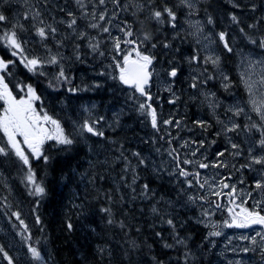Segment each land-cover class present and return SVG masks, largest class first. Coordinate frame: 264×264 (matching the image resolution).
Segmentation results:
<instances>
[{"label": "rangeland", "instance_id": "374dc122", "mask_svg": "<svg viewBox=\"0 0 264 264\" xmlns=\"http://www.w3.org/2000/svg\"><path fill=\"white\" fill-rule=\"evenodd\" d=\"M223 1L234 7L238 5L240 11L237 9L232 11V8L225 6ZM82 3L83 8L76 0H0V12L8 17L6 21L0 22V30L3 28L4 33L16 25L15 31L22 42V55L28 58H41L44 61L37 71H29L21 63L20 55L13 56L11 50L8 47L6 49V45L0 41V57L4 59L1 53L6 54L10 58L8 60L13 61L10 66L21 65L30 75L35 73L31 78L36 84L28 85L36 90L38 96L40 92L35 87L45 91L43 97L39 96V100L33 101L37 113L42 115L46 112L58 120L66 132L73 131L74 122L82 123L85 119L104 117L97 125V128L104 132L103 137L85 133L73 145H77L76 147L81 150V154L76 155L80 157L76 165L79 179L84 181L87 179L85 175L89 173L92 179L101 181L108 175L111 179L116 178L115 184L121 190L119 170H122L124 157L126 168L137 169L143 182L151 184L155 192L157 190L154 206L160 204L164 209L170 206L173 211L183 210L185 215H190L194 222L206 228V232L204 229L198 242L193 246L194 254L190 250L193 259L203 258L207 249V252L214 251L215 264L230 262L235 264L237 260L241 261V264H264V251L260 250L264 246V240L261 238L264 236V226L252 225L247 228L223 226L225 220L231 222L228 209L233 208L235 212H239L240 209L236 205L242 203L249 210L255 208L264 215V188H256L258 180L264 182V165L252 164L250 168L241 167L250 163L248 153L250 147L253 148L254 155L264 156V149L258 144L261 132L256 129L247 132L244 130L245 125L252 122L260 123V117L252 111L244 81L249 76L251 81L260 80L261 74L264 73V63H256L249 68L248 61L250 59L264 62V49L256 44L246 46L240 42V28L232 27L227 21L233 22L231 15L243 17L250 13L249 0H195L192 14L188 8L180 5L179 0H167L156 8L152 6L151 0H117L116 3H113V0H105L104 4H100L99 0H82ZM165 5L176 12L175 28L168 23L166 14L162 24L151 18L154 10H162ZM244 5L247 6L245 11ZM262 5L264 24V3ZM100 12L105 13L104 21L98 20ZM93 13L97 14L96 20L92 18ZM209 16L212 18V24L207 22ZM73 18L76 23L70 28L69 23ZM216 18L219 19L217 23ZM94 22H98L101 27L91 28L89 25ZM125 22L133 32L132 37H125L120 31L125 27ZM197 23L201 26L202 32H196L194 25ZM48 26L55 28L56 31L52 32ZM38 27L45 28L47 33L45 38L37 34ZM102 27H108L109 33L103 32ZM82 32L87 38L80 36ZM145 32L151 33L153 37L140 48L142 52L155 58L150 70L153 74L152 82L147 86L153 95L152 101H147L145 96H141L133 87L124 86L119 80L120 70L117 64H122L124 55L138 44L128 45L122 42L123 51L117 52L112 39L120 37L122 41L134 39L139 42L143 40ZM220 32L226 33V39L233 49L231 53L234 58L230 70L225 67L221 47L223 42L219 41L218 36ZM89 38H92L91 41ZM90 42H99V49L93 52L89 47ZM153 43L157 45L155 48H152ZM165 43L170 46L164 47ZM77 55L80 56L79 60ZM51 56H56L59 60L53 67V64L46 62ZM193 56H197L198 60L192 61L190 58ZM208 56H219V64L214 66L210 62L205 63V57ZM132 57L135 59V53H132ZM61 67L65 70L67 81L56 79ZM173 67L178 70L176 77L168 75ZM79 68L85 69L87 75L83 76L84 71H79ZM5 73L6 71L0 72V75L5 76ZM44 77L46 81L42 80ZM193 77L198 78L195 88L192 87ZM238 80L243 84L241 90L235 89ZM50 83L52 87L49 86ZM97 84L100 87H95ZM225 84H228L227 88L224 87ZM16 86L21 93L17 99L25 96L26 85L21 83ZM70 88L80 90L72 93L69 91ZM62 90L67 101L52 93L56 94ZM254 91L259 98L260 94L264 93V87L256 83ZM146 101L156 110L157 128L152 127L147 109L144 112L139 110V105ZM0 106L2 112L3 105L0 103ZM236 107L244 109L239 116L233 114ZM165 120H171L173 123L164 124ZM198 120L206 122L207 129L198 126L195 123ZM218 120L223 123H218ZM176 121L180 123L177 124ZM232 123L240 125V128L225 135L222 129L231 127ZM122 128L137 129L130 138H127L131 144L129 148L117 145L112 139L113 136L106 133L116 132ZM17 138L21 141L23 139ZM200 141H204L203 146L200 145ZM229 141L240 145L239 151L242 153L240 156L232 155L237 150L231 149ZM45 145L46 147H43L45 154L58 147L55 141H45ZM21 146L25 148L26 154L30 155L26 145ZM193 152L196 153L195 156L192 155ZM218 152L225 154L218 157ZM183 160H192L195 163L184 164ZM178 161L180 168L189 173H199V176H180ZM201 162L209 165L219 162L226 166L200 168ZM2 165L5 166L3 162ZM142 167L146 168L147 172H143ZM0 176V185L19 201L18 192L11 185L9 176L2 170ZM189 180L192 181L191 186L188 184ZM205 180L208 184L201 188L200 184ZM153 182L162 185L156 187ZM221 182L236 186L235 204L231 203L232 198L226 195L231 188L224 190L221 188ZM131 191L119 196H123L124 199L134 198ZM214 191L225 194L216 196L212 194ZM136 196L145 197L142 193H137ZM17 207L20 210L15 209L13 212H19L21 219L28 226L27 210L21 202ZM205 211L207 215H204ZM22 230L15 217L0 213V239L2 238L5 250L13 258L14 264H42L41 261H32L28 253L29 243ZM212 231H220L221 235L210 236L209 233ZM258 232L261 236H257ZM209 237L215 239L211 240ZM252 237H256L255 244ZM179 240L187 241L183 237ZM243 248H249L250 251H240ZM0 260L1 264H7L2 257Z\"/></svg>", "mask_w": 264, "mask_h": 264}, {"label": "trees", "instance_id": "16d2710c", "mask_svg": "<svg viewBox=\"0 0 264 264\" xmlns=\"http://www.w3.org/2000/svg\"><path fill=\"white\" fill-rule=\"evenodd\" d=\"M166 2L167 0H151L154 8ZM223 2L225 6H230L232 11L241 9ZM249 3L250 13L243 17L237 16L236 22L227 20L232 27L240 28V42L246 46L253 45L250 38L258 40L264 35V0H249ZM244 6L245 11L247 6ZM217 22L219 19L216 18ZM0 35H3V28ZM229 46L231 47L230 42ZM221 47L225 67L230 70L234 55L228 52L224 45ZM1 54L5 60L10 59L6 54ZM9 67L4 76L5 83L17 98L21 93L16 85H35L31 78L35 73L30 75L21 65ZM42 80L46 81V77ZM35 88L40 92V87ZM0 103L3 105L2 100ZM133 131L137 129L122 128L106 133L113 136L112 139L117 145L129 148L131 144L127 138H130ZM0 138V144L6 145L2 132ZM78 153L81 154V150L76 146H58L47 154L44 153L49 157L47 162L29 155L36 181L42 183L46 189L43 197L30 194V185L25 179L28 166L23 165L11 152L8 156H0V170L9 176L11 185L19 195V201H16L0 185V213L10 215L15 209L20 210L17 207L19 202L23 204L29 218L28 231H22L25 238H29L27 242L41 251L42 264H210L206 257L193 259L190 256V250L193 252L194 244L198 242L204 229L206 232V228L194 222L190 215H185L183 210L177 212L170 206L166 209L160 204L154 206L157 190L155 192L151 184L143 182L137 169L126 168L124 157L121 156L122 170H119L122 182L120 190L115 184L116 178L111 179L108 175L101 181H95L89 173L85 175L87 179L84 181L79 179L76 166L80 158L76 156ZM142 170L147 172L146 168L142 167ZM153 183L156 187L162 185L159 182ZM144 185L148 186L147 191H144ZM129 190H134L130 192L134 194V198L124 199L119 196ZM137 193H142L145 197L136 196ZM154 207L156 212L152 211ZM37 216L40 217V224L36 223ZM169 219L173 221V225L167 223ZM69 223L73 225L72 229L67 227ZM181 237L187 241L177 243V239ZM165 244L172 247H165ZM0 246H5L2 238ZM186 253L189 254L187 258ZM1 262L0 260V264Z\"/></svg>", "mask_w": 264, "mask_h": 264}, {"label": "snow or ice", "instance_id": "6c2138e0", "mask_svg": "<svg viewBox=\"0 0 264 264\" xmlns=\"http://www.w3.org/2000/svg\"><path fill=\"white\" fill-rule=\"evenodd\" d=\"M77 4L83 8L84 5L82 3V0H76ZM100 4H104L105 0H99ZM117 0H113V3H116ZM180 5L188 8L190 10V14L195 9V0H179ZM238 7V5H236ZM255 7V6H253ZM167 15L168 17V23L171 24L173 28L176 27L175 21H176V12L173 11L172 8L165 5L162 10H154L151 13V18L154 19L158 23H164V15ZM38 15V13H37ZM71 16L72 14L69 13ZM96 13H93V20H96ZM105 13L100 12L98 14V20L104 21L105 20ZM8 19L7 16H5L2 12H0V22L6 21ZM231 19L233 22L237 21L236 15H231ZM209 24H212V18L211 16L208 17ZM76 23L75 18L71 20L69 23V27H73ZM110 23V21H109ZM91 28H98L101 27L98 22L91 23L89 25ZM17 26L13 25V29L6 31L3 33V35H0V41H2L12 52L13 56L20 55L21 63L24 64L26 68H28L29 71L35 72L38 70V67L44 62L41 58L33 57L28 58L27 56H23V47L22 42L19 40L17 36V32L15 31V28ZM22 27V26H20ZM51 28V26H48ZM196 28V32H202V28L197 23L194 25ZM249 27H254L253 25H249ZM37 34L41 38H45L47 33L45 31L44 27H38L36 29ZM52 32H55V28H51ZM102 31L105 33H109L110 29L108 27H102ZM121 32L124 33L125 37H132L133 32L130 27L127 26V22H125V27H122L120 29ZM243 32V29H241ZM196 33H193L195 35ZM81 37H86L85 33H80ZM219 41L223 42L224 48L231 52L233 49L229 46V43L226 39V33L220 32L218 33ZM87 38V37H86ZM152 34L145 32L143 35V40L137 42L134 39H124L121 40L120 37H114L113 39V47L117 52L123 51L121 49V43H125L128 45H137V47H133L132 50L123 57L122 64H117V67L120 70L119 74V80L124 85H129L130 87H133L136 92L140 93L141 96L147 97V100H151L152 97L149 95V93L146 91V86L149 85L150 77L152 76V72L149 70L150 66L153 64V60L155 59L152 55L145 54L140 50V48L144 45L145 42H150L152 40ZM90 41L92 38H89ZM205 39H208L205 37ZM199 42V41H198ZM250 42L253 44H257L259 48L264 49V36H261L257 39L250 38ZM157 45L152 44V48H155ZM170 45L165 43L164 47H169ZM207 46V45H206ZM78 47V46H77ZM89 47L92 49L93 52L97 51L100 47L99 42L89 43ZM132 53H135V59L132 57ZM103 55V53H101ZM77 59H80V56L77 55ZM192 61L198 60L197 56H193L190 58ZM220 61V57H212L208 56L205 57V63H212L214 66L218 65ZM49 64H57L59 63V60L56 56H51L47 61ZM256 63H264V62H258L254 60L248 61V66L251 68ZM13 64V61L11 60H5L2 57H0V72H5L8 69V66ZM43 74V73H42ZM178 74V70L173 67L169 72L168 75L171 77H176ZM243 78V77H242ZM57 80H65L67 81V77L65 76V70L63 67H61L57 77ZM197 77H193V84L192 87H197ZM225 80H227V77H225ZM245 86L247 88V91L249 93V103L252 106V111L256 112L257 115L260 117V123L257 124L255 122H252L251 124L245 125L244 130L251 131L252 129H256L261 132V138L258 141L259 146L264 149V93H261L259 98L257 97L256 92L254 91V85L258 83L261 87H264V73L261 74L260 80L258 82L251 81V77L249 76L248 79L245 81ZM50 87L53 85L50 83ZM26 88V95L20 97L17 99L13 94L12 91L9 89L8 84L5 83V78L3 75H0V100L3 101V111L0 113V132L3 133V138H6V145L0 144V156H8L11 152L20 162L23 163V165L28 166L27 175L25 177L26 181L30 185V194L37 196V197H43L46 194V189L42 185V183L37 182L35 178V173L31 167V161L28 154H26L25 148L21 145H26L27 151L31 154V157L36 159H43L45 162L49 160V157L44 154L43 146L45 144V141H55L56 145L58 146H65L66 148H70L73 146L78 138L83 137L85 133L91 134L93 136H99L103 137L104 132L102 130H99L97 128V125L104 119V117H99L98 119L89 120L85 119L82 123H75L72 132H66L65 129L61 126V123L53 119L51 116H49L46 112H44L42 115L40 113H37L36 109L33 106L34 100H39L40 97L36 94V90L31 85L24 86ZM87 87V86H86ZM95 87H100V85H95ZM225 88L228 87V84L224 85ZM78 88H70L69 91L72 93H75L79 91ZM170 90V89H169ZM174 102V101H170ZM212 105L210 104V107ZM147 109V115L151 117V124L153 128H157V113L156 110L152 108L150 103H141L139 105V110L141 112H144ZM232 110V109H230ZM244 111L243 108L236 107L234 111V115L239 116ZM249 119H251L249 117ZM173 121L171 120H165L164 124H171ZM175 123L179 124V121H176ZM198 126L207 129L208 125L204 121H196L195 122ZM218 123H223L222 121L218 120ZM50 125V127H48ZM240 128V125L236 123H232L231 127H224L222 129L223 133L226 135L229 132L237 131ZM217 135H220V133H217ZM17 137H22V141L19 140ZM2 139V138H0ZM231 143V141H229ZM215 143V141H213ZM204 141H200V145L203 146ZM186 146V145H185ZM240 145L236 143H231V149L237 150L232 153L234 156H240L242 153L239 151ZM175 151V150H173ZM253 148L248 149L249 153V161L250 163L241 165L242 168H250L252 164H261L264 165V156H256L253 154ZM224 152H218L217 156L222 157L224 156ZM135 155H139L138 153H135ZM171 155V153H169ZM193 156L196 155L195 152L192 153ZM143 163V161H141ZM179 161L177 164V168L179 171L180 176L187 177L189 175L193 176H199V173H189L185 169L179 167ZM182 163L184 164H193L195 163L192 160H183ZM211 167H225L226 165L223 163H213L212 165H209L207 163H199L200 168H208ZM135 182V181H133ZM199 182V181H197ZM189 186H191L192 181H188ZM208 184V181L205 180L204 183L200 184V187L203 188L205 185ZM221 188H231V191L226 193L227 196L231 197V203L235 204L236 199V186L235 185H229L227 183L221 182ZM256 188H264V182L258 180L256 182ZM148 186L144 185V191H147ZM213 195L220 196L224 195L225 193L221 191H214L212 193ZM249 195H251L249 193ZM203 198V197H201ZM191 200L192 197H189ZM259 201L257 202V205H259ZM217 207H221V205H217ZM240 210L239 212H235L233 208H229V214L231 216V222L228 220L224 221L223 226L224 227H237V228H247L252 225H261L264 226V215H261L259 211H256L255 208L252 210H249L247 207H244L243 203L236 205ZM102 211H109L108 209H102ZM153 212H156L157 209L154 207L152 209ZM204 215H207V211L204 212ZM11 216L15 217L16 220L19 221L20 226L22 227L24 232L28 231V226L25 224L24 220L21 219L19 212H12ZM112 221H109L111 223ZM36 223L40 224L41 220L40 217H36ZM169 225H173V221L169 219L167 221ZM69 229H72L73 225L69 223L67 225ZM212 227H216V225H212ZM159 235V233H157ZM210 236H220V231H212L209 233ZM257 236H261V233H257ZM248 237H241V239H247ZM262 240H264V236H261ZM26 240L29 239L28 237L25 238ZM252 242L256 243V237H252ZM177 243H183V241L177 239ZM165 247H172V245L165 244ZM261 251H264V246L261 247ZM235 251V250H233ZM240 251L248 252L250 251L249 248H243ZM28 253L30 254L32 260L34 261H42V255L41 251L31 244L28 245ZM186 258L189 254H185ZM0 257H2L3 260L7 261V264H14L13 258L9 256L8 252L5 250L3 246H0ZM159 264H163V262H159ZM231 264V262H230ZM235 264H241V261L237 260Z\"/></svg>", "mask_w": 264, "mask_h": 264}, {"label": "flooded vegetation", "instance_id": "af4514ba", "mask_svg": "<svg viewBox=\"0 0 264 264\" xmlns=\"http://www.w3.org/2000/svg\"><path fill=\"white\" fill-rule=\"evenodd\" d=\"M54 66V64L52 65V67ZM79 71H84L83 73H84V75L83 76H86L87 75V73H85L86 71H85V69H81V68H79ZM55 96H58L60 99H63V100H65V101H67L65 98H64V96H63V90L62 91H59V92H57L56 94L54 93V92H52ZM45 95V91L43 90V91H40V94H39V96L40 97H43Z\"/></svg>", "mask_w": 264, "mask_h": 264}, {"label": "water", "instance_id": "95a60500", "mask_svg": "<svg viewBox=\"0 0 264 264\" xmlns=\"http://www.w3.org/2000/svg\"><path fill=\"white\" fill-rule=\"evenodd\" d=\"M150 79H151V77H150ZM150 84V83H149ZM128 86V85H127ZM223 189H226V188H223Z\"/></svg>", "mask_w": 264, "mask_h": 264}]
</instances>
